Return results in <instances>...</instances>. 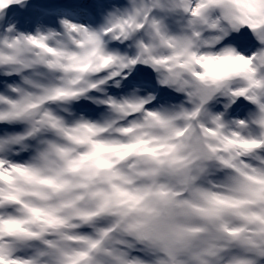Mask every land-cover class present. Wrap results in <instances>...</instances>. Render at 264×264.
<instances>
[{
    "label": "snow or ice",
    "instance_id": "obj_1",
    "mask_svg": "<svg viewBox=\"0 0 264 264\" xmlns=\"http://www.w3.org/2000/svg\"><path fill=\"white\" fill-rule=\"evenodd\" d=\"M0 264H264V0H0Z\"/></svg>",
    "mask_w": 264,
    "mask_h": 264
}]
</instances>
